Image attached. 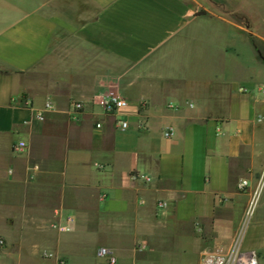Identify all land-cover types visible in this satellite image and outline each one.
<instances>
[{
	"label": "crops",
	"instance_id": "0c3cea01",
	"mask_svg": "<svg viewBox=\"0 0 264 264\" xmlns=\"http://www.w3.org/2000/svg\"><path fill=\"white\" fill-rule=\"evenodd\" d=\"M202 6L0 0V264H109L100 246L113 264H199L235 237L264 264V201L245 217L264 171L261 55L247 36L245 63L242 27ZM108 90L126 105L104 112Z\"/></svg>",
	"mask_w": 264,
	"mask_h": 264
},
{
	"label": "rangeland",
	"instance_id": "374dc122",
	"mask_svg": "<svg viewBox=\"0 0 264 264\" xmlns=\"http://www.w3.org/2000/svg\"><path fill=\"white\" fill-rule=\"evenodd\" d=\"M203 6L199 8V12H206L213 17H221L227 20V24L224 27V31L228 35L232 33L231 23L235 22L239 24L243 32L242 46H238L242 50L244 56V62L248 61L251 57L250 44L248 43L247 36L250 41L254 43L257 50L261 55L260 67L264 68V0H202ZM258 62H255L254 66H258ZM249 66H253L249 63ZM263 82V81H262ZM264 83V82H263ZM261 95L264 94V85L260 87ZM264 115V114H263ZM261 115L258 121L264 124V116ZM260 145L264 147V130L260 133L259 138ZM262 185L257 194H255L253 200H251L246 218H253L263 209L264 201V171L262 176ZM245 218V219H246Z\"/></svg>",
	"mask_w": 264,
	"mask_h": 264
},
{
	"label": "built area",
	"instance_id": "2783aa9c",
	"mask_svg": "<svg viewBox=\"0 0 264 264\" xmlns=\"http://www.w3.org/2000/svg\"><path fill=\"white\" fill-rule=\"evenodd\" d=\"M238 92H245L246 89L244 86L239 85L237 87ZM100 105L104 112H116L119 108L126 105V100L115 93L114 91L108 90L100 98ZM24 105H29V100H23ZM51 105L49 102L44 103V108H50ZM81 108V104L79 102L72 103V110L76 112ZM35 118L40 120L42 119V115L40 111L35 112ZM117 126L120 129H125L128 127V122L125 119H117ZM95 126H99L98 123ZM163 136L168 137L171 134L170 128H166L162 131ZM24 147L23 141H18L12 145V149L14 151H21ZM130 177L132 179H138L144 182H148L150 177L141 173H131ZM246 185L245 181H239V188H243ZM157 208H162L165 206L164 201L156 202ZM248 211V209H247ZM65 220L69 222L71 220L70 216H65ZM55 228L58 230H66V225H61L60 223L53 224ZM3 244V240L0 238V245ZM96 255L98 257H104L107 260V263L113 264L115 262L114 256L110 253V251L104 247L100 246L96 250ZM60 263L61 261H57ZM199 264H258V257L256 252L254 251H241L239 249L238 237H235L230 243L227 245L217 244L213 248L204 251L201 255Z\"/></svg>",
	"mask_w": 264,
	"mask_h": 264
}]
</instances>
